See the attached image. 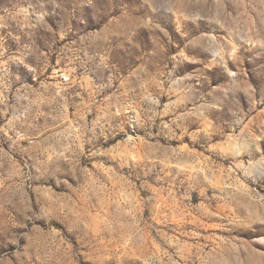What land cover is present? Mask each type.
Masks as SVG:
<instances>
[{"label":"rangeland","instance_id":"374dc122","mask_svg":"<svg viewBox=\"0 0 264 264\" xmlns=\"http://www.w3.org/2000/svg\"><path fill=\"white\" fill-rule=\"evenodd\" d=\"M0 264H264V0H0Z\"/></svg>","mask_w":264,"mask_h":264}]
</instances>
